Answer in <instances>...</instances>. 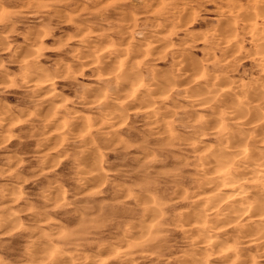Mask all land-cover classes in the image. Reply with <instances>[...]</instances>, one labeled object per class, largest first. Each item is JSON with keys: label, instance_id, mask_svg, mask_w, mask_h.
Listing matches in <instances>:
<instances>
[{"label": "clouds", "instance_id": "1", "mask_svg": "<svg viewBox=\"0 0 264 264\" xmlns=\"http://www.w3.org/2000/svg\"><path fill=\"white\" fill-rule=\"evenodd\" d=\"M0 264H264V0H0Z\"/></svg>", "mask_w": 264, "mask_h": 264}]
</instances>
